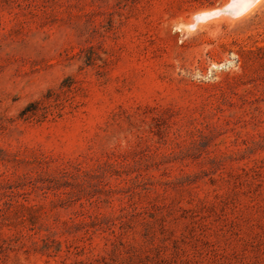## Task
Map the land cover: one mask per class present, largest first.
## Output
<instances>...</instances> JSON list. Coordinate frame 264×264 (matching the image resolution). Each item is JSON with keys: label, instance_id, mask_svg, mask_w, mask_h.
Listing matches in <instances>:
<instances>
[{"label": "rangeland", "instance_id": "374dc122", "mask_svg": "<svg viewBox=\"0 0 264 264\" xmlns=\"http://www.w3.org/2000/svg\"><path fill=\"white\" fill-rule=\"evenodd\" d=\"M229 1L0 0V264H264V2L189 28Z\"/></svg>", "mask_w": 264, "mask_h": 264}, {"label": "bare ground", "instance_id": "6f19581e", "mask_svg": "<svg viewBox=\"0 0 264 264\" xmlns=\"http://www.w3.org/2000/svg\"><path fill=\"white\" fill-rule=\"evenodd\" d=\"M264 0H230L225 8V13L221 10L219 14L216 15L218 11L207 12L197 15L190 23L189 28L195 29L198 26H202V23H206L209 20L215 22L227 20L230 22L236 21L238 18L247 16L253 12ZM218 17V19H217Z\"/></svg>", "mask_w": 264, "mask_h": 264}]
</instances>
